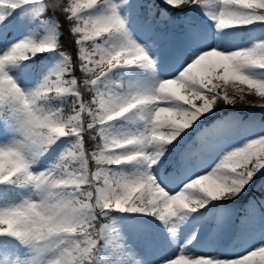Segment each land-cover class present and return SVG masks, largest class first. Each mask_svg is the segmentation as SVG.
<instances>
[{"label":"snow or ice","instance_id":"6c2138e0","mask_svg":"<svg viewBox=\"0 0 264 264\" xmlns=\"http://www.w3.org/2000/svg\"><path fill=\"white\" fill-rule=\"evenodd\" d=\"M164 3L173 9L194 4L210 9L206 15L218 32L264 22V0ZM125 4L131 9L130 0ZM102 5L105 10L93 14ZM48 11L57 28L60 21L56 13H60L74 35L75 58L62 52L67 64L60 73L25 92L10 70L38 54L56 51L60 45L51 39L24 37L0 50V112L14 121L18 136L0 146V185L33 191L32 197L20 203L0 207V237H14L40 254H50L46 264H93L98 241L109 228V223L98 227V222L105 220L109 211L138 213L167 224L181 212H198L213 201L234 199L264 170L261 135L225 153L206 174L200 173L207 158L219 151V141L227 131L221 124L202 129L179 148L171 171L163 179L152 173L157 167L164 168L183 134L212 112L218 101L230 105L245 101L253 89L255 95L264 98V79L251 74L264 71V42L225 52L212 47L207 36L193 28L188 37L191 53L172 78L152 89L130 85L122 91L102 90L98 86L102 78L115 69L154 67L145 46L133 38L118 5L112 0H0V38L17 17L22 23L28 19L26 14L38 19ZM151 17L149 13L147 18H138L137 24L152 38L151 46L158 47L159 34ZM76 67L79 76L72 75ZM84 90L91 94L90 99H85ZM67 97L72 98L67 114L64 108L45 107L52 99ZM125 117L143 121L144 131L126 136L110 134L107 126ZM86 132L97 141L91 154L85 148ZM66 137L75 141L59 161L50 170L34 174L29 157L41 155ZM132 162H140L143 171L135 176L112 171ZM92 163L95 171L90 168ZM181 184L174 195L166 190L169 185ZM54 220L59 223L54 224ZM248 223L254 227L253 215H249ZM164 264H264V244L235 258L181 253L165 257Z\"/></svg>","mask_w":264,"mask_h":264},{"label":"rangeland","instance_id":"374dc122","mask_svg":"<svg viewBox=\"0 0 264 264\" xmlns=\"http://www.w3.org/2000/svg\"><path fill=\"white\" fill-rule=\"evenodd\" d=\"M67 2L68 0H63V3ZM112 2L118 5V11L128 22L133 38L145 46L154 60V67L145 69L134 66L115 69L106 78H102L98 85L102 90L122 91L130 85L152 89L159 82L172 78L179 65L191 53L192 41L188 37L193 28L199 35L207 36L212 47L225 52L245 50L256 43L264 42V22L218 32L214 21L206 15L211 10L200 5H181L179 9H173L165 4L164 0H130L132 5L130 9L125 4V0H112ZM104 10L105 6L102 5L94 10L93 14L99 15ZM149 13L152 14V21L159 34L158 47L151 46L152 38L147 37L137 24L138 18H147ZM12 15L16 16V13ZM26 15L28 19L22 23L17 17L13 26L6 30L3 38H0V50L8 48L24 37H31L37 41L47 39L57 41L59 31L53 18H45L42 16L43 13L38 19L31 18L30 14ZM166 47L168 52L164 54L167 55L165 59L162 58L160 50ZM61 53L56 50L38 54L22 62L18 67L12 68L10 75L22 90L32 91L46 78L60 73L61 68L67 64ZM157 62L162 63L165 74L160 70V64ZM251 74L256 78L264 79V71ZM147 80L149 82L146 84ZM251 94L253 97L247 94L245 101L238 100L232 105L218 101L212 112L196 122L193 126L195 130L189 129L183 134L179 147L172 149L168 154L167 164L164 168L153 169V175L163 179L171 171L179 148L190 143L202 129L221 125L232 116L235 117V122L240 120L238 123L246 120L250 113H253L255 118L251 119V128L248 131L235 129L231 134L226 131L219 141V151L210 155L205 167L199 169L201 174H206L228 151L243 147L250 140L264 135V108L259 106L260 101L256 100L262 97L255 98L254 89ZM89 95L91 98L90 93ZM67 98H55L51 103H64ZM45 107L51 110L61 108L51 105ZM107 127L112 135L126 136L143 132L145 124L143 121H134L125 117L111 122ZM17 138L14 121L6 113L0 112V146L9 144ZM74 141V137L62 138L41 155L30 156L31 171L38 174L50 170L56 164L53 159L60 158ZM91 170L95 171V168ZM112 171L124 176H135L143 171V165L140 162H132L113 167ZM182 186V184L179 187L169 185L166 190L170 195H174ZM258 187L261 193L251 196L250 191ZM32 196L31 188L21 189L12 185H0V207L20 203ZM111 212L114 211H109L107 215ZM119 214L120 217L107 222L109 228L98 241L93 264H164L165 257H174L181 253L190 257L207 255L217 259L235 258L244 253L241 244L237 243V231L241 234L254 235L256 245L264 244V170L257 173L234 199L213 201L198 212H181L167 224L161 223L154 217L138 213L119 212ZM249 215L255 218L254 227L248 223ZM102 224L104 223H99L98 227ZM170 230H174L175 235ZM49 257L50 254H40L31 245L22 243L14 237H0V264H46Z\"/></svg>","mask_w":264,"mask_h":264},{"label":"trees","instance_id":"16d2710c","mask_svg":"<svg viewBox=\"0 0 264 264\" xmlns=\"http://www.w3.org/2000/svg\"><path fill=\"white\" fill-rule=\"evenodd\" d=\"M49 2H51V0H49ZM59 2H63V0H59ZM42 16L45 17V18H50V17L53 18V14H52L51 11L43 13ZM56 17L60 21V27L58 28L59 36H58V39H57V43L60 45V48L57 51L66 52L68 55H73V58H75L76 49H75L74 35L71 34L68 31L70 25L67 23V21H65L63 19V16H61L60 13H56ZM72 75H74V76L81 75L79 73L78 67L74 68ZM84 96H85L86 100L90 99V95L87 92V90H84ZM71 100H72V98L69 97V98L66 99V101L64 103H53V104L51 103V100H50V101L46 102L45 106L51 105V106H54V107L64 108L65 112L67 114V112H68L67 105L71 103ZM96 144H97V141L91 139L90 135L86 132L85 133V148H86V151L89 154H91V152L96 150ZM44 160H48V159H44ZM53 161L57 163L59 161V158L53 159ZM90 168L94 169L95 168V164L92 163L90 165ZM260 191H261V189L258 187L256 189H252L249 194L251 196H256L257 194L261 193ZM120 216L121 215L119 214V212H115V211L111 212L109 215L104 217V219L106 221L101 218V220L98 222V224L99 223L110 222L112 220L117 219ZM236 235H237V238H238V242L237 243L241 244V247H242V250H243L242 252H246V250L252 248L253 246H256V238H255L254 235L249 234V233L248 234H241L240 231H237ZM217 242L220 243V241L218 239H217ZM256 259H257V261H259L260 258L257 257Z\"/></svg>","mask_w":264,"mask_h":264},{"label":"bare ground","instance_id":"6f19581e","mask_svg":"<svg viewBox=\"0 0 264 264\" xmlns=\"http://www.w3.org/2000/svg\"><path fill=\"white\" fill-rule=\"evenodd\" d=\"M167 45V44H166ZM174 49V48H173ZM168 51H167V47L166 48H163L162 50H160V53L162 54V58L164 57L165 59H166V57H167V55L165 56L164 54L165 53H167ZM157 63H159L160 64V70L162 71L163 70V73L165 74L166 73V71H164V68H163V65H162V63L161 62H157ZM145 77H148V76H146L145 75ZM146 82V84L149 82V80H147V81H145ZM252 94L250 93L249 94V96H251ZM247 96V95H246ZM248 96V97H249ZM251 97H253V96H251ZM256 97H259V96H257V95H255V98ZM254 98V99H255ZM256 100H258V101H260L258 104H259V106H261V107H263L264 108V106H262V105H264V98H256ZM258 106V105H257ZM255 118V115L253 114V113H250V115L248 116V118L246 119V120H244L243 122H240V123H238L240 120H237V122H235V117L234 116H232V117H230L227 121H225L224 123H223V125H225L226 127H227V132L229 131V133L231 134L232 133V131L233 130H239V131H245V130H250V128H251V123H250V121H251V119H254Z\"/></svg>","mask_w":264,"mask_h":264},{"label":"clouds","instance_id":"9594fccd","mask_svg":"<svg viewBox=\"0 0 264 264\" xmlns=\"http://www.w3.org/2000/svg\"><path fill=\"white\" fill-rule=\"evenodd\" d=\"M53 223H54V224H58V223H59V221H55V220H54V221H53Z\"/></svg>","mask_w":264,"mask_h":264}]
</instances>
